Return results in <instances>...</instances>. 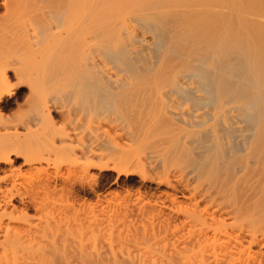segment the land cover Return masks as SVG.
<instances>
[{"label":"rangeland","instance_id":"1","mask_svg":"<svg viewBox=\"0 0 264 264\" xmlns=\"http://www.w3.org/2000/svg\"><path fill=\"white\" fill-rule=\"evenodd\" d=\"M53 1L0 0V81L8 77L12 92L0 104V125L3 124L0 126V156L12 152L13 162L12 166L0 163V198L12 195L14 197L12 205L7 206L8 210H0V264H143L145 259L151 261V257L146 256L150 252L154 253L151 248H156V243V246L160 244L165 247L160 236L170 235L165 240L168 241L167 244L170 241L173 246L176 240L172 239L175 236L171 230L175 234L179 233L181 236L176 234V238L184 242L195 235L199 238L203 236L200 246L205 248L207 245L205 250L202 248L203 253L201 247L196 248L194 244L193 251L186 254L192 264H217L214 250L218 246L214 250L212 247L220 244V238L215 242L217 239L214 240L215 234L212 233L214 222L209 216L215 210L214 205H217L203 200L205 197L201 199V196L204 194L208 197L215 192L212 189L217 187L213 183H221L220 177L226 178L233 168L230 164L229 167L221 165L227 168H221L218 172L217 182L211 179L214 182L210 183V177H206L209 180L205 183L203 180L206 179L199 180L200 182L196 180L200 156L191 151L190 144L195 141L198 128L193 127V118L189 114L200 108L201 104L195 94H189L184 89L171 91L151 86L149 83L155 75V63L159 59L160 51L166 46L168 37L173 35L170 33L176 27L185 30L192 24H184L186 15L175 13L171 17L166 14L163 17L162 13L158 14L160 11L157 9L162 4H156V0H100L107 1V4L98 8L95 14L91 7L98 0H82L81 8L76 9L79 14L74 10V19L79 17L76 27L74 23L70 24L74 19H70L72 17L69 18L65 11L69 4L67 0ZM142 1L146 3L148 9L144 8L150 14H146V10L142 12V7L145 6ZM35 2L36 5L33 4ZM60 4L65 5V9ZM77 5L74 4V8ZM68 7L67 11L70 8ZM70 9L69 12H72ZM201 9L195 12V21L205 23L191 32L211 39L218 34L214 30H220L225 21L222 16L224 12L220 8L209 13L200 11ZM49 10H52L51 14ZM141 12L146 15L143 17ZM60 15H64V18ZM58 21L64 24L57 25ZM73 25L76 31L84 30L82 37L87 33L85 36L90 38L92 31L95 35L96 30H99L104 36L128 38L134 42L132 45L139 53L130 54L124 59L108 50L102 51L101 55H91L85 43L90 40L85 41L74 35ZM63 28L67 29L66 32L69 29L68 35L73 33L81 41L70 38L75 42L71 41V45L67 41L69 37L61 39L65 34ZM80 32L75 34L81 35ZM150 34L155 35L156 40L153 50L146 51L137 42L143 35ZM43 35H46V40ZM47 40L49 44L45 42ZM65 40L70 46H67ZM75 40L81 44L84 42L86 46ZM42 42L47 43L49 49ZM64 44L66 45L62 49ZM81 46L85 52L80 51ZM66 47H70L68 49L71 51ZM88 47L90 48L89 45ZM53 57L58 58L54 60ZM84 58L88 63L101 61L102 72L89 65L98 79L92 74H84ZM49 59L53 60V64L49 63ZM207 59L202 57L192 63L197 64ZM221 59L224 60L219 73L224 90L235 92L236 96L247 102L254 101L251 96L253 86L245 62L235 55ZM51 65H55L54 68ZM54 70H58L55 71L57 74L53 73ZM27 76L29 79L33 77L35 83L32 86L25 82L28 80ZM49 77H54L52 80L56 82H47ZM128 77L137 81L129 85ZM80 79L81 84L78 82ZM96 80L100 82L96 83ZM42 81L47 83L42 84ZM260 88L263 101L249 111L254 116L242 125L250 133L264 121V79ZM243 119L245 120V116ZM234 133L222 154L225 161L229 162L237 157L240 163L248 158L249 141L243 135L239 137L241 132ZM108 164L109 169L105 167ZM253 167L252 170H255L247 173L238 166L235 168L237 177L233 182L230 181L231 184H227L229 193L232 191V201L227 199L223 204V207L229 205L233 208L238 203L245 213H242L244 218L241 216L240 219L243 223H237L239 228L237 225V228H230V237H227L228 240L231 239V243L235 239L234 245L239 242L244 247L251 248L244 258H239L240 262L238 257L235 259L237 264H264V168ZM205 190L207 193L211 190L209 195L204 193ZM30 196L31 199L32 196L39 199V203L36 206V201L34 206L26 210L22 199L28 200ZM187 210L201 215V220L205 219L204 222L208 223L202 221L205 225H201V222H194V219L189 218ZM216 211L218 210H215V214ZM228 223L231 224L229 221ZM188 224L190 227L193 225L191 233L188 231ZM209 224L213 227L210 228ZM197 225L203 226V229ZM8 227L11 228L10 235L5 234L9 231ZM199 228L203 235L200 231L198 233L202 236H197L196 231ZM211 233L213 236H210ZM231 235H234V239ZM31 237H34V241L31 239L32 243L27 242ZM157 237L162 241L157 242ZM209 237L214 241L212 238L208 241ZM252 238H255L254 242L251 241ZM182 240L175 242L177 248L182 247L180 243L185 245ZM212 241L215 243L213 246ZM161 246L159 248L162 249ZM161 249H154L155 253L150 255H156ZM172 249L169 248L168 252ZM198 251L200 254L196 253Z\"/></svg>","mask_w":264,"mask_h":264},{"label":"bare ground","instance_id":"2","mask_svg":"<svg viewBox=\"0 0 264 264\" xmlns=\"http://www.w3.org/2000/svg\"><path fill=\"white\" fill-rule=\"evenodd\" d=\"M76 1L77 0H73V3L75 4V6L77 5L78 2H80V1L81 2L78 3L77 7H75V8H74V4L72 3V0H69V1L67 0V2L69 4L65 3V4H68V6L70 8H72V9H70L66 5V10L65 11H66V13L69 14V15H67V14L66 15L69 16V18L72 17L70 19H74V17L76 16V11L81 6L82 0H80V1L78 0L77 3H76ZM156 1H157L156 4H158V5L162 4V5H160L161 7L159 9H157V11H160V13L158 12V14L161 15V13H162L163 17H164L165 14L168 17H171L170 15H173L175 13H177L176 15H179V14L186 15L187 19L184 21L185 22L184 24L191 23L192 25L186 27L185 30L183 28H177L176 27V29H174L173 32L170 33V34H173V35L168 37L166 46L160 51L159 59L155 63V69H154V74L155 75L150 80L149 83H150L151 86L161 87L163 89H169L171 91L177 90V89H184V90L190 92L189 94H191V93H193V95L195 94L197 100H199V102L201 104L200 108H198L197 110L192 111L189 114V116L191 115V118H193V119H191L193 121L192 122L190 121L193 125H195L193 127H196V129L198 128V130L196 131L197 133H195V135L197 137L199 136V139L195 136V141H193L192 145L190 144V147L192 146L191 147V151L194 152V153H197L198 157L200 156L199 157L200 158V160H199L200 163H199L198 169L196 171V173L198 172V175H197L198 179L196 177V180H198V181L200 180L201 181L203 179H206L205 181L203 180V182L205 183L206 181L209 180L206 177H208V178L210 177V183H213L214 181L217 182V181H219L218 172L221 171V168H223V169L227 168V167H229V164L231 165L230 167L233 168V170H231L232 172H230V174H228L226 178H223L222 176L220 177L222 179L221 183L220 182H217L215 184L213 183L214 187L216 186L217 188L215 187L216 189H212V188H214L212 186H211L212 188L211 187L210 188L212 190H215V192L210 193L211 192V190H210V191H208L210 193V195H209V193L206 192L207 190H205L204 193H206V195H209V196L207 197V196H204V194H203L202 195L203 197L201 196V199L205 197L203 200H208V202H211V204L213 203V205L214 204L217 205V206L214 205L215 208L213 207L215 210H218V211H216V214L214 213L215 210L212 208L211 210H214V211H212L211 213H213V214L209 215L212 218V221L214 222L213 223L214 227H213V225H210V224H209L210 226L207 225L210 228L213 227V232L212 233L215 234L214 240L217 239V240H215V242H217L218 238H220L219 239L220 244L217 243V245H216L213 242L214 241L213 238L211 237L212 240H213L212 241V246L215 244V246H213L212 249L214 250L216 248V246H218L216 248L217 250L216 249L214 250L216 258L218 260L217 264H235L236 263L235 259L237 257H238L237 259L240 262V259L244 258V256H246L250 252V249H251V248L244 247L243 243L239 244V242H238L239 245L237 244V242H236L237 245H234L235 244L234 243L235 239L232 238V236L234 237V235H231V238L234 239L233 240L234 242L232 241L234 244L231 243V241H230L231 239L230 238H229V240L227 239V237H230L229 236L230 235V231H231L230 228H234V226L237 228V226H238L237 223L241 221L240 219H242L241 216H243L242 213H243L244 210H243L242 206L238 205V203H237L238 201L236 202L237 204H234L236 206L233 207V208L232 207L230 208L229 205H228L229 208L227 206L223 207V204H224L225 201L227 202V199L228 200L230 199V193L232 191H230V193H229V191L227 190L228 189L227 186L229 184H231V182H233V180L236 179L235 177H237V175H235V174H237V172L234 171V170H235V168L237 166L241 168V171H242V169L245 170L246 173L248 171L252 172L253 170H255L254 167H256V169L257 168H264V121L261 122V126H258L256 128H254L253 132H251V133L249 132L250 130L247 129L246 126H245L246 129L249 130V131H247L245 128L242 127V125H244L245 122H247L250 117L254 116V114L250 113L251 110L255 109L258 106V104L263 101L261 99L262 90L260 88V85H261V82H263V79H264V0H156ZM52 2H54V1L52 0ZM106 2L105 1L101 2L100 0H98L97 4L96 5L94 4V6L91 7V9L93 10V14H95L94 12L98 8H101L105 4H107ZM51 3L49 5H51ZM142 3H143V1H142ZM33 4L36 5V2L33 3ZM143 4L145 6L142 7V12H143V10L145 12L146 9L144 7H147V5H146L145 2ZM60 6H61V4H60ZM62 6H64V7H62ZM62 6L61 7L63 9H65V5H62ZM43 7H45L44 4H43ZM67 7L70 10H72V12H69V9L67 11ZM139 7H141V5ZM47 8H49V7H47ZM200 8H202L200 11H203V12L205 11V12H208V13L212 12L213 10H215L217 8L222 9L223 12H224L222 16L225 19V21L221 24L220 30H217V31L214 30L218 34L216 36H212L211 39H208L207 37H204L203 35L201 37L200 36H196V35L192 34V32H191L195 27L201 26V25H203L205 23L204 21H202V22L199 21V20L195 21V19L197 17L195 12H197V10L200 9ZM203 8H206L208 10H203ZM147 9H148V7H147ZM74 10H76V11H74ZM138 10H141V8H139ZM44 11H46V10H44ZM50 11H52V10H49V13H50ZM142 12H141V14L144 13V12L143 13ZM147 12H148V10H146L145 13L146 14H150L149 12L148 13ZM47 13H48V11H47ZM60 13L62 14L61 9H60ZM77 13L79 14V11H77ZM63 14H65V13H63ZM91 14H92V11H91ZM45 15H46V13H45ZM145 15L143 14L142 16L144 17ZM60 16H62V15H60ZM67 16L65 18L69 19V18H67ZM78 18L76 17L73 20V22H70V24L74 23L75 26H76V24L78 26V24H79ZM60 21H61V18H60ZM60 21H58L59 24H57V25H60V23H61ZM67 23H68V21H67ZM61 24H64V23H61ZM67 25H66V27H67ZM74 25H73V27H75ZM63 26H65V25H63ZM76 27H75V31H76ZM45 28H46V26H45ZM57 28H58V26H57ZM65 28H63V30L65 31V34L62 35V32L60 34V35H62L61 39L63 37H65V38L69 37L68 38L69 40H67V41L68 42L69 41L70 42L71 41L74 42V40H72V39L76 38V39L80 40V38H78V36L82 37V31H84V30H82L80 32V30L77 29V31L76 32L74 31L73 33H74V35H78V36L75 37V36H73V33H70L71 36H73V37H71L70 34L68 35V32H70L69 29L66 32L67 29H65ZM78 28H80V27H78ZM45 30H48V29H45ZM78 31L80 32L81 35H79V33L75 34ZM44 32H46V31H43V33ZM90 34H92V35H90ZM90 34H88V35H90L91 39L88 38L87 36H85V35H87V33L85 35H83V37H82V40H85V41H86V39L90 40L89 42L88 41L85 42L87 46L85 44H83L84 43L83 41H82L83 42L82 44H83L84 47L86 46V49L88 48L89 51L88 50L87 51L91 55L93 53H97L98 55L99 54L101 55L102 51L105 52L104 50H108V51H111L114 55L120 56L121 59H124V58L128 57V55H130V54H133V53L134 54H138L139 53V51H137V48L132 45V43H134V42L132 40L128 39V38L127 39H123V38H113V37H109L107 35L104 36L103 33H101V31H99V30H96L95 35H93V31ZM35 35H36V33H35ZM38 36H39V32H38ZM44 36L46 37V35H43V37ZM91 36H93V37H91ZM33 37H35V36H33ZM41 37H42V35H41ZM105 37H107L108 39H105ZM56 38H57V36H56ZM70 38H72V39L70 40ZM33 39L34 38H32L30 40H33ZM38 40H37V42H38ZM45 40H46V38H45ZM155 40H156L155 35H152V34L143 35L142 37L139 38L137 43L139 44V46L143 50L152 51L153 47H154V44H155ZM40 41H42V39H40ZM48 41L49 40H47L45 42L48 43ZM55 41H57V40H55ZM67 41L65 40V43ZM70 42H69V44H70ZM47 43H43V44H44V47L46 49H49L48 46H47ZM78 43H79V41H78ZM78 43H77V46H80V45H78ZM88 43H90V44H88ZM66 44H64V46H62V49H64ZM69 44H67V46ZM79 44H81V42ZM50 45H52V43ZM61 45H62V43H61ZM71 45H73V43ZM88 45L90 46V48L88 47ZM41 46L43 47V45H41ZM30 47H32V46H30ZM71 47H73V46H71ZM74 47H76V46H74ZM81 47H79V48H81ZM66 48L68 49L70 47H66ZM67 49H66V52L71 51L69 49H68L69 51H67ZM40 50L43 51L42 48H40ZM81 50L83 52H85L84 51L85 49L83 50V47H82V49H80V51ZM51 51H52V49H51ZM76 51H78V50H76ZM43 52L45 53V50ZM73 52L75 53L74 50H73ZM234 55L239 57V58H241V60H243L245 62V65H246V67L248 69V72H249V75H250V78H251V84L253 86V90H252L251 96L254 99V101H252V102H247V101L243 100V98H240V97L236 96L235 92H227L223 88V83L221 81L222 76L219 73L221 71V67H222V64H223L222 60H224V59H221V58L222 57L225 58L226 56H234ZM44 56L46 57V55H44ZM202 57H206L208 59L206 61L199 62L197 64H193L192 63L193 60L198 61V59L201 60ZM57 58H54V60L55 59L57 60ZM85 58H84L85 62L83 64L84 68L82 69V67H81L80 69H82V71H85V73L83 72L85 75L89 74V76H90V74H92L95 78H97L95 73L93 71H91L90 69L93 67V68H97L98 71L102 72L100 67L103 64L101 63V61L98 62L97 60H95L94 62L92 61L91 63H88ZM76 60H77V58H76ZM84 60H82V61H84ZM43 61H45V60H43ZM51 62H53V60L50 61V59H49V63H51ZM47 63H48V61H47ZM65 63H62V64H65ZM51 64H53V63H51ZM54 64L58 65V63H54ZM89 65H91L92 67L89 66ZM54 66H52L51 68H54ZM59 66H61V65H59ZM46 67H49V66L46 64ZM46 67H44V68H46ZM56 68L59 69V67H57V66H56ZM49 70H47V71H49ZM51 70H53V69H51ZM55 71L56 70H54L53 73ZM42 72H43V70H42ZM59 72L62 73L63 69H62V72L61 71H59ZM49 73L53 76V74L51 72H49ZM56 74H55V76H56ZM29 76H32V75H29ZM31 78L29 79V77H28L29 81L27 80L25 82L29 83L32 86L35 83V81L33 82V77H31ZM46 78H48V77H46ZM59 78L60 77L58 76V80H59ZM49 79H47L48 81L47 80H45V81L50 83V82H53L52 79H55V78L54 77H51V78L49 77ZM20 80H22V78ZM100 80H98V81L96 80V83L97 82L99 83ZM45 81L44 82L42 81V84L43 83L44 84L47 83ZM133 81L135 83L137 80L136 81L132 80L131 77L127 78V82H128L129 85L131 83H133ZM55 82H56V80H55ZM55 82H53V83H55ZM60 82H62V81H60ZM63 82H65V81H63ZM78 82H79V84H81L82 80L80 79V80H78ZM101 82H102V80H101ZM9 84H10V80H9L8 77H4L0 81V104L5 102L6 97L10 96L11 93H12L11 89L9 87ZM35 85L33 87H35ZM38 86L40 87L41 85H38ZM34 91H36V90H34ZM193 95H191V96H193ZM124 109H125V107H124ZM243 116H245V120L243 119ZM5 124H6V122H5ZM2 125H0V126L2 127ZM37 126H40V125H37ZM244 130L246 131V134H243L245 132ZM234 132H239V133L241 132L239 137H241V135H243V137H246L247 140L249 141L248 145H247V150L250 151L248 153L249 154L248 158L244 159L243 161L240 160L241 161L240 163H239V159H237V157H235L233 160L231 159V161L229 160V162L225 161L226 158H223V154H222L223 152L226 151L225 149L228 146V143H229V141L231 140V137H232L231 134H233ZM247 132L250 133V134L248 133V136H247ZM237 135H239V134L237 133ZM204 139H207V140H204ZM189 148H188V150H190ZM11 153L12 152H8V153L2 154L0 156V163H5V164L7 163V164H11V166H12L13 162H12V159H11ZM195 157H196V155H195ZM197 160H198V158H197ZM118 161H119V159H118ZM115 162H117V161H115ZM118 163H117V165H118ZM115 165H116V163H115ZM221 165H224V166L226 165L227 167H223ZM252 166H254L253 170L251 168ZM105 167L109 169L110 165L108 164ZM214 170H215L216 174H215ZM227 173H229V171H227ZM211 179L214 180V181L211 182L212 181ZM210 183H208V184H210ZM197 184H198V182H197ZM216 184H219V185L217 186ZM208 186H210V185H208ZM199 188H200V186H199ZM35 195H33V196H35ZM33 196H32V199H31V196H30V199H28V200L21 198L22 199V205H23L24 209L27 210L30 206H34L36 204V201H37L36 206L38 205V203H39L38 200L39 199L36 200V198H33ZM37 196H39V195H37ZM236 197H234V198H236ZM247 197H248V195H247ZM13 199H14L13 195L12 196L1 197L0 198V210H3V211L8 210L7 206L12 205ZM44 200H42V203H44L43 202ZM229 201H232V200L230 199ZM42 203H40L41 206H42ZM217 207H219V209H217ZM187 212L190 213V214L188 213V216H189L190 219H192V220L194 219L193 220L194 222H197V221L201 222L200 223L201 225H205V224L208 223V222L207 223L204 222L205 219L201 220V218H202V217H200L201 215L198 216L196 212L194 213V211L192 212V211H188V210H187ZM243 214L245 215V213H243ZM185 215L187 216V213ZM243 218H244V216H243ZM190 219H188V217H187V220H190ZM202 221L205 224H203ZM228 221L231 222V224L228 223ZM191 223H190V225H191ZM240 223H243V222H240ZM190 225L188 224V226H189L188 228H190L188 231H190V230L192 231L193 230L192 229L193 225L191 227H190ZM194 225H195V223H194ZM201 225H199V226L197 225V226L200 227ZM202 227H200V228L203 229ZM200 228H199L198 231H196L197 233L200 231ZM238 228H239V226H238ZM6 229H7V227H6ZM10 229L11 228H9L8 233L10 232ZM229 229H230V231H229ZM241 229H242V227H241ZM30 231H32V230H30ZM144 231H145V229H144ZM191 231H190V233H191ZM5 232H7V231H5ZM171 232L175 236V237L173 236L174 238H172V239L177 241L178 239L176 238V234L177 235H180V234L179 233L175 234V231L173 232L172 230H171ZM171 232L169 230V233H171ZM176 232H178V231H176ZM233 232L234 231H232V234H233ZM235 232H236V230H235ZM8 233H5V234L10 235V233L9 234ZM166 233H168V232H166ZM172 233H171V235H172ZM205 233H204V236H205ZM212 233L210 234V236L212 235ZM200 234L203 235V233H201V231H200ZM157 235L158 234H156V236ZM160 235H162V234H160ZM160 235H158V236H160ZM202 235H199V233H198L197 236H202ZM156 236H154V237L156 238ZM162 236H160V237L165 242V244H162V245H165V247L161 246L160 244L156 246L157 243L156 244L154 243L156 248H153V247L151 248V249H153L154 253H155L154 249L155 250L161 249V248H159L160 246L163 247V248L160 250V252L158 251V253L156 255L151 256L154 253H152V254H151V252L148 253L149 255L150 254L151 255L150 256L149 255L146 256V258H150L151 257L150 258L151 261L149 260L150 261L149 262V261H146L148 259H145V262H143V264H151V263L152 264H178V262L181 263V264L182 263L183 264H192L191 260H189L190 259L189 255H186V254H188V253L193 251L194 244H196V246H197L196 248H199V247H201L200 245H202V242H203V236L200 237V238H202V240H201L199 237H196V235H195V237H192V238L190 237V238H188V241L185 240V242L181 239L185 243V245L183 243L182 244L180 243V245H182V247L180 246L181 248H177L178 246H176V245L181 240L180 241L178 240L176 244H175V242H176L175 241L173 243V246H172L170 241H169V243L171 245L169 243L167 244L168 241H166V240H168L167 236H170V235H167V236L164 235L163 236L164 238H162ZM208 236H206V237H208ZM33 238L34 237H31L30 240H28V241L26 239V241L27 242H31V239H33ZM157 238H159V237H157ZM209 238H208V241L211 240V238L210 239ZM161 239L159 238V240H157V242L158 241L161 242L162 241ZM254 239L252 238L251 241L253 240V242H254L255 241ZM169 240H171V239H169ZM33 241H34V239H33ZM204 241L206 243V239L205 238H204ZM208 241H207L206 244L209 243ZM205 243H203V244H205ZM206 246L207 245H205V248H204V246L201 247V253H203L202 252V248H203V250H205ZM169 248H171V249L173 248L171 250V252H168V251H170V250H168ZM191 248H192V250H191ZM198 250H200V249H198ZM216 251H217V253H216ZM199 252L200 251H198L196 253H199ZM98 256H99V254H98ZM127 256H129V255H127ZM191 259H192V257H191ZM130 261H131V259H130ZM132 261H134V259ZM208 261H210V260H208ZM232 262H234V263H232ZM251 263L255 264V262L254 263L251 262ZM97 264H101V263L98 262ZM115 264H122V263L118 262V263H115ZM244 264H245V262H244ZM246 264H247V262H246Z\"/></svg>","mask_w":264,"mask_h":264}]
</instances>
